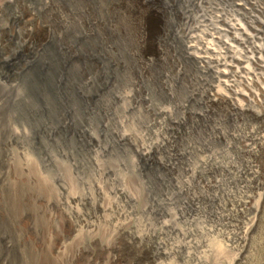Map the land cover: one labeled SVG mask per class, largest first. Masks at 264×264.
<instances>
[{
    "label": "rangeland",
    "instance_id": "obj_1",
    "mask_svg": "<svg viewBox=\"0 0 264 264\" xmlns=\"http://www.w3.org/2000/svg\"><path fill=\"white\" fill-rule=\"evenodd\" d=\"M262 1L203 0L197 11L191 0H0V264H183L176 254H158L156 237L138 241L132 233L157 230L169 213L181 215V230L195 228L188 222L195 211L173 182L186 178L185 163L197 167L198 159L212 156L231 164L230 172L212 168L201 180H217L232 193L242 178L251 180V171L264 182L262 154L244 155L253 161L246 169L240 140L228 139L227 146L209 131L214 123L239 137L263 129L264 105L241 100L246 110L232 117L227 102H208L207 85L214 79L187 56L184 34L207 38L202 14L217 25L220 12L239 19L251 13L263 21L264 11L254 10ZM255 21L263 37L264 27ZM229 83L230 89H244L237 79ZM230 89L221 86L227 95ZM208 108L210 118L196 114ZM119 130L146 143L167 141L157 154L175 162L174 168L143 164L128 144L116 143ZM188 146V157L180 156ZM97 184L113 210L129 213L119 218V233L99 213ZM122 184L133 200L111 192ZM64 191L88 195L90 202L68 206ZM212 192L220 203L198 199V224L215 227L226 241V218L211 213L231 216L234 196ZM72 208L79 215L69 231L66 214ZM259 217L253 259L241 264H264V200ZM180 238L179 232L160 236L165 243ZM100 240L119 243L121 249L111 253L116 258Z\"/></svg>",
    "mask_w": 264,
    "mask_h": 264
},
{
    "label": "bare ground",
    "instance_id": "obj_2",
    "mask_svg": "<svg viewBox=\"0 0 264 264\" xmlns=\"http://www.w3.org/2000/svg\"><path fill=\"white\" fill-rule=\"evenodd\" d=\"M200 2H203V0H191L192 5L197 11H201ZM260 4L262 6L258 3L254 4L255 11H264V0L260 2ZM201 16L202 19L209 24V31L205 33L207 38H200L197 34L193 33L192 35L187 31L184 34L186 40L184 41L183 46L187 56L195 61L197 64L196 66H198L201 71L208 72L214 79L212 83L207 85L206 97L208 102L211 104L227 102L230 105L231 111L229 114L232 115V117L234 114L246 110L242 103L243 101L253 102V100H259V103L264 105V83L261 81V73L264 71V43L263 41L261 42V39H264V36L260 37L261 28L254 26L253 18L256 20L255 22H259L262 27H264V20L262 21L257 15L251 13L242 14L239 19L236 17H226L223 12H220L219 15H216V21L218 22L217 25L213 23L212 19L208 16L203 14ZM185 17L186 20H190V22L193 20L195 21L196 19L195 16ZM191 39L197 40L199 47L190 42ZM212 42L217 43V46H219L214 47L215 44L213 45ZM234 79L239 80L244 89H242V87L241 89H230L229 86L231 84L229 82ZM221 86L225 89H230L228 95L221 90ZM252 87H255V90L252 89ZM117 98L120 99L121 97ZM160 112L167 114V110L165 109H162ZM209 112L208 108L205 112H196V114L201 118H210V115H208ZM175 121L178 124L183 122L181 119ZM217 124L214 123L209 126V131L212 132V134L214 133L217 138L226 142L227 146H230V142H227L228 139H239L240 146L238 148V153L240 154V157L245 158L244 155L246 156V154L252 156L262 154L264 159V128L254 131L251 130L249 133L239 137V135L233 131H222ZM115 136L116 143L128 144L143 164L155 163L165 169L174 168L173 166L175 162H165L159 158L157 154L158 150L163 148L167 141L159 140L146 143L137 136L132 135L131 132L124 130L115 132ZM189 148L191 147L188 146L187 149L180 150L181 152L179 151V155L186 156L191 153L189 152ZM187 157L188 155L186 158ZM251 159L245 158L246 169H251L253 162ZM197 163V167L192 166L189 164L188 160L184 165L186 178L181 181L177 178L173 179L174 185L177 189L176 194L184 195L188 204H190L195 211L194 214H190L189 212L190 218L188 219L189 223H194L195 228L186 231L181 230L176 226V222L180 220L181 215L173 216L169 213L170 220L160 221L157 230L151 229L145 232H140L135 229L132 233V240L139 241L143 238L156 237L154 238L157 239L156 252L164 257L176 254L182 260L183 264H241L243 262H249L253 259L252 242L259 225V213L264 200V182L258 181L255 176V171L250 170L252 174L251 180L247 181L242 178L241 182L244 184L240 187H236V191H233L232 193L230 192L232 190L224 188L217 180H201L202 172L220 166L227 172H230V169L232 168L231 164H221L220 161L212 156L200 158ZM243 173L246 174L244 171ZM194 188L198 189L197 193H195ZM247 189H250V191ZM95 190L100 198L97 207L103 221L107 224V228H110L111 226L113 227V230L115 229L119 233L124 227V222L120 221L119 218H126L129 214L128 211L121 209L118 211L113 210L111 202L108 200V197L103 192L101 186L97 184ZM214 190H221L226 194L227 198H229V196H234L233 202L235 205L230 208L234 213L231 216L229 214L219 213L216 209L211 213L213 216L220 215L223 219L226 218L224 224L226 225V228L230 227L231 229L229 232H224L221 235L226 241L218 238L215 234L218 230L215 227L199 225V219L196 216L200 211V206L197 204L198 199L201 198L212 204L220 203L218 195L212 192ZM258 190L262 191L259 192ZM64 192H66L65 204L68 206L70 203L78 202L84 204L90 202V197L88 195L81 197L71 191ZM111 192L120 195L127 200L134 199L131 192L123 184ZM210 212L212 211L210 210ZM249 213L252 215H249ZM78 215L79 212L74 208L67 212L66 229L70 231L73 228L71 220ZM87 226L93 230L96 224L90 223L87 224ZM167 231L171 233L179 232L181 238L165 243L166 240H161L160 236ZM91 238L93 239V237ZM92 243L95 245L98 241L92 240ZM99 245L103 250H106V252H110V254L120 248L119 243L115 240H108L107 242H101L100 240ZM117 254L118 253L111 254L112 259L116 258ZM166 264L172 263L168 262Z\"/></svg>",
    "mask_w": 264,
    "mask_h": 264
}]
</instances>
